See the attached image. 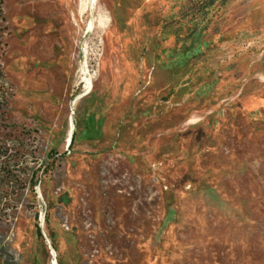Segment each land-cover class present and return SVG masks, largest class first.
Wrapping results in <instances>:
<instances>
[{
  "label": "rangeland",
  "instance_id": "1",
  "mask_svg": "<svg viewBox=\"0 0 264 264\" xmlns=\"http://www.w3.org/2000/svg\"><path fill=\"white\" fill-rule=\"evenodd\" d=\"M91 1L0 0V264H264V0Z\"/></svg>",
  "mask_w": 264,
  "mask_h": 264
},
{
  "label": "trees",
  "instance_id": "2",
  "mask_svg": "<svg viewBox=\"0 0 264 264\" xmlns=\"http://www.w3.org/2000/svg\"><path fill=\"white\" fill-rule=\"evenodd\" d=\"M216 1L224 2L226 0H207L206 4L204 5L205 8L211 7ZM0 15H1V2H0ZM2 77V72L0 70V78ZM73 136L71 137V142H72Z\"/></svg>",
  "mask_w": 264,
  "mask_h": 264
},
{
  "label": "bare ground",
  "instance_id": "3",
  "mask_svg": "<svg viewBox=\"0 0 264 264\" xmlns=\"http://www.w3.org/2000/svg\"><path fill=\"white\" fill-rule=\"evenodd\" d=\"M89 3H92V1L89 0ZM86 85H87V86H86V91H87V90H88V85H89V82H88V81H86ZM83 91H84V90H83ZM78 98H79V97H78ZM78 98H77V99H78ZM77 99H76V100H77ZM72 130H73V125L71 124V125H70V132H69V135L71 134ZM69 140H70V137L68 138V142H69Z\"/></svg>",
  "mask_w": 264,
  "mask_h": 264
}]
</instances>
